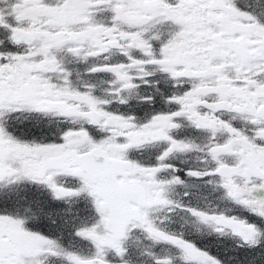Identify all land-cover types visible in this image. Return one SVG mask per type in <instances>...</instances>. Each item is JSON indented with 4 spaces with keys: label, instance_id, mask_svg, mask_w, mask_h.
Masks as SVG:
<instances>
[{
    "label": "snow or ice",
    "instance_id": "snow-or-ice-1",
    "mask_svg": "<svg viewBox=\"0 0 264 264\" xmlns=\"http://www.w3.org/2000/svg\"><path fill=\"white\" fill-rule=\"evenodd\" d=\"M0 264H264V0H0Z\"/></svg>",
    "mask_w": 264,
    "mask_h": 264
}]
</instances>
